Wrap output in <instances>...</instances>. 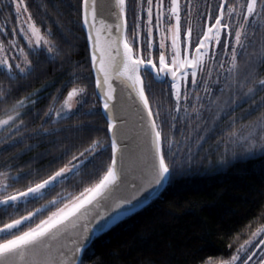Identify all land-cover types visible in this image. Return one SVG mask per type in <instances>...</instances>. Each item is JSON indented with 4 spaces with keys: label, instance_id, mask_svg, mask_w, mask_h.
<instances>
[{
    "label": "snow or ice",
    "instance_id": "snow-or-ice-1",
    "mask_svg": "<svg viewBox=\"0 0 264 264\" xmlns=\"http://www.w3.org/2000/svg\"><path fill=\"white\" fill-rule=\"evenodd\" d=\"M136 4L142 14L144 0ZM153 5L154 0H147L146 36L141 35L142 15H137L129 38L127 0L67 4L76 8L86 30L88 73L70 55L65 57L73 70L36 128L28 129L22 117L43 98L40 92L50 84L15 100L0 113V131L5 132L0 152L37 138L0 164V264H85V257L94 254L96 238L158 196L174 174L191 167L201 150V159H208L209 164L211 156L218 154V166L264 157V0H218V7L205 5L207 22L194 0H155L158 47L151 26ZM52 7L63 14L60 4L52 3ZM40 8L47 15L45 0ZM4 11L18 25L7 44L0 39V72L7 81H0V101L7 104L19 81L36 71L30 56L44 53L54 62L61 52L51 38L52 29H43V20L38 23L33 18L27 0H0V12ZM0 35L9 33L0 26ZM17 35L24 46H19ZM241 57L246 58L243 66ZM146 75L170 85L168 95L174 107L168 109L167 120L162 118L159 101L153 110ZM93 77L101 108L94 104L82 114L101 111L106 129L100 130L105 137L92 139L71 155L65 147L44 165L36 162L47 153L17 164L43 138L65 131L45 124L56 125L81 114L88 85L80 81ZM68 84L73 87L57 108L56 101ZM237 109H242L239 114ZM205 113L211 115L210 121ZM166 124L168 133L164 132ZM72 127L80 132L98 130L84 123ZM261 234L264 228L252 233L230 258L203 259L201 264H264V251L256 255L248 247ZM255 248H264V240Z\"/></svg>",
    "mask_w": 264,
    "mask_h": 264
},
{
    "label": "trees",
    "instance_id": "trees-1",
    "mask_svg": "<svg viewBox=\"0 0 264 264\" xmlns=\"http://www.w3.org/2000/svg\"><path fill=\"white\" fill-rule=\"evenodd\" d=\"M206 1L207 5L212 6V0ZM27 2L33 18L38 23L43 20V29H52L51 38L61 52V56H58L54 62L49 61L44 53L30 56L36 71L27 79L19 81V87L7 104L0 101V113H3L5 108L15 103V100L25 97L41 85L50 84V87L40 92L43 98L22 117L28 129H32L40 125V117L48 110L52 97L57 95L56 90L69 79L68 73L73 68L65 57L70 55L71 61H78L77 67L86 75L90 69V51L87 35L80 25V16L76 8L66 6L67 4L77 5L78 0H45L48 3L47 15L40 8L41 0H27ZM216 2L218 7V0ZM229 2L231 3L232 0ZM52 3L60 4L62 15L52 7ZM146 3L147 0H144V11L141 14L136 0H127L129 38L135 28L137 15H142L141 35L147 34L149 25ZM204 13L206 15V9ZM0 25L11 37L12 30L14 28L18 30L14 16L9 17L7 11L0 12ZM151 26L155 27V15ZM17 36L20 44L24 46L25 41L19 35ZM251 51L252 49L249 48V52ZM154 55L158 58L159 52H155ZM245 60V57L240 58L241 66L244 65ZM143 78L153 110H156L157 101H159L162 118L167 120L168 109L174 107L168 95L170 85L154 81L151 75L143 76ZM0 81L7 83L2 72H0ZM80 83L88 85L86 102L79 109L81 114L63 120L56 126L45 124V127H60L65 131L43 138L40 146L22 155L16 161L17 164L23 165L37 153H47L44 159L36 162L37 166L44 165L65 147L69 149V155H71L87 147L92 139L105 137L106 133L100 130L106 129V121L101 111L90 116L82 114L94 104L97 108H101L94 94V77L91 80H82ZM71 87L73 85L68 84L59 95L56 107L62 103ZM241 110L237 109V114ZM37 111L40 116L34 117L33 114ZM205 117L211 120V115L208 113H205ZM80 123L90 124L98 130L90 132L74 130L72 126ZM168 131L166 124L164 132L168 133ZM188 131L189 129L185 126V135ZM4 136L3 131L0 134V140ZM176 136L180 139L179 128ZM48 141H55V143ZM36 142L37 138L26 139L23 144L0 152V164L12 153L23 148L24 144ZM220 151H223L222 147ZM203 154L204 150H201V153L195 156L191 167L185 168L182 174H174L172 181L147 205L124 217L106 233L96 238L92 245L94 254L85 257V264H201L203 259L208 258L228 259L241 244L252 237V233L264 228V157L218 166L216 163L218 154L211 156V164L208 159H201ZM260 237H264V234Z\"/></svg>",
    "mask_w": 264,
    "mask_h": 264
},
{
    "label": "rangeland",
    "instance_id": "rangeland-1",
    "mask_svg": "<svg viewBox=\"0 0 264 264\" xmlns=\"http://www.w3.org/2000/svg\"><path fill=\"white\" fill-rule=\"evenodd\" d=\"M194 3H199L200 4V11L201 12H204V9H206V7H205V5H207V1L206 0H194ZM216 0H212V6H216L217 7V5H216ZM146 9H147V3H146ZM154 12H153V16L155 15V1H154ZM208 6H211V5H209L208 4ZM195 14V13H194ZM205 19H207V17H206V15H205ZM147 20H148V17H147ZM207 21V20H206ZM1 26V25H0ZM17 27H18V25H17ZM3 31H4V28H3ZM153 33H154V41H155V43H156V45L158 46L159 45V38H160V33L158 32V31H156V29H155V27H153ZM13 37V36H12ZM11 36H10V34L9 35H7V36H4V35H0V39H2V40H4V42L7 44V41L9 40V39H13ZM15 39H17L18 40V36H16L15 37ZM19 46H22L21 44H19ZM9 53L10 54H17V53H15V51L13 50V49H9ZM18 55V54H17ZM66 96H67V94H66ZM65 96V97H66ZM65 99V98H64ZM64 99H63V101H64ZM62 101V102H63ZM72 103H75V100H73V101H71ZM60 105H61V103L57 106V108H59L60 107ZM56 126V125H55ZM3 131H0V134L2 133ZM45 215H47V213H45ZM260 235H258L257 237H255L254 239H252V242H251V244L250 245H248V247L251 249H253L255 252H256V255H259L262 251H264V248H262V249H256L255 248V246L254 245H256V244H258L259 243V241L260 240H264V237H260ZM259 239V240H258ZM257 242V243H256ZM256 243V244H255ZM254 246V247H253Z\"/></svg>",
    "mask_w": 264,
    "mask_h": 264
},
{
    "label": "water",
    "instance_id": "water-1",
    "mask_svg": "<svg viewBox=\"0 0 264 264\" xmlns=\"http://www.w3.org/2000/svg\"><path fill=\"white\" fill-rule=\"evenodd\" d=\"M110 22H111V21H110ZM85 32H86V30H85ZM86 35H87V34H86ZM88 46H89V45H88ZM89 51H90V48H89ZM170 79H171V77H170ZM95 91H96V89H95ZM118 95H119V93H118ZM123 99H124V102H125V103H128V101H127V93H126V92L123 93ZM132 123H133L132 120L129 118V127L132 126ZM162 190H163V189H162ZM162 190H161V191H162ZM161 191H160V192H161ZM160 192H159V194H160ZM159 194H158V195H159ZM151 200H152V199H151Z\"/></svg>",
    "mask_w": 264,
    "mask_h": 264
}]
</instances>
